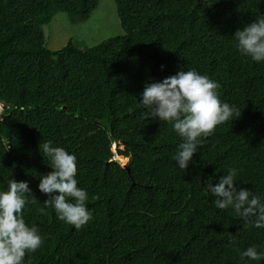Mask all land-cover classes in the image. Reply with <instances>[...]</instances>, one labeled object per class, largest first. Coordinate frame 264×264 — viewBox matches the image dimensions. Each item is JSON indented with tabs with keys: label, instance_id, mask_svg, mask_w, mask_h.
Here are the masks:
<instances>
[{
	"label": "trees",
	"instance_id": "obj_1",
	"mask_svg": "<svg viewBox=\"0 0 264 264\" xmlns=\"http://www.w3.org/2000/svg\"><path fill=\"white\" fill-rule=\"evenodd\" d=\"M100 1L0 0V188L27 181L36 198L24 218L44 244L31 264H240L248 246L264 252V228L218 209L206 190L236 168L237 189L264 196V62L242 56L233 37L264 16V0H113L122 36L46 48L42 27L55 15L83 24ZM190 68L241 115L202 138L182 170L181 138L146 116L139 94ZM47 141L77 158L92 212L79 229L37 211L48 198L39 178L52 171Z\"/></svg>",
	"mask_w": 264,
	"mask_h": 264
},
{
	"label": "clouds",
	"instance_id": "obj_2",
	"mask_svg": "<svg viewBox=\"0 0 264 264\" xmlns=\"http://www.w3.org/2000/svg\"><path fill=\"white\" fill-rule=\"evenodd\" d=\"M233 37L242 56L253 62H264V16H257L253 22L237 29ZM219 87L207 74L190 68L162 81L145 84L139 94V104L146 116L171 123L181 138L174 156L179 169L188 167L202 138L211 135L218 125L241 115L235 105L220 99ZM42 151L52 171L39 178L38 190L48 198L37 211L46 215L52 209L57 220L79 229L92 219V212L86 203L88 192L78 186L77 158L52 141L44 142ZM237 174L236 168H229L215 185L206 184V190L215 197L213 202L218 209H231L243 221H251L253 227L264 228V196L245 188L238 190ZM31 192L27 181L14 178L7 181L5 188H0V264H31V254L44 244L38 226L24 218V209L36 200ZM239 259L240 264L259 261L264 259V252L250 245L239 253Z\"/></svg>",
	"mask_w": 264,
	"mask_h": 264
},
{
	"label": "rangeland",
	"instance_id": "obj_3",
	"mask_svg": "<svg viewBox=\"0 0 264 264\" xmlns=\"http://www.w3.org/2000/svg\"><path fill=\"white\" fill-rule=\"evenodd\" d=\"M42 31L45 46L50 51H57L70 41L93 49L107 39L123 35L113 0H101L97 10L83 24L71 25L65 14L58 13Z\"/></svg>",
	"mask_w": 264,
	"mask_h": 264
},
{
	"label": "water",
	"instance_id": "obj_4",
	"mask_svg": "<svg viewBox=\"0 0 264 264\" xmlns=\"http://www.w3.org/2000/svg\"><path fill=\"white\" fill-rule=\"evenodd\" d=\"M113 152H115V151H113ZM115 159H116V162H117L121 167H123V168L127 171V173L129 174V173H130V170H129V168L126 166L127 159H124V158H121V157H118V156H117Z\"/></svg>",
	"mask_w": 264,
	"mask_h": 264
}]
</instances>
